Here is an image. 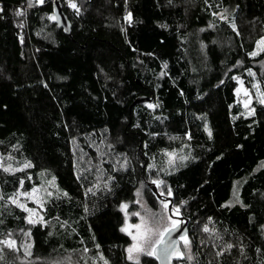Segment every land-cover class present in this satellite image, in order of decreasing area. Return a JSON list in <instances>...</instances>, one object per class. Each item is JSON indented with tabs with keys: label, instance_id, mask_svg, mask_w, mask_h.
Wrapping results in <instances>:
<instances>
[{
	"label": "trees",
	"instance_id": "trees-1",
	"mask_svg": "<svg viewBox=\"0 0 264 264\" xmlns=\"http://www.w3.org/2000/svg\"><path fill=\"white\" fill-rule=\"evenodd\" d=\"M77 2L79 11L58 0L70 21L66 34L48 18L51 0L32 1L19 16L29 0H0V154L31 162L18 172L0 169V192L7 197L21 178L29 189L42 173L67 193L46 202L45 224L27 225L21 209L1 201L0 238L28 228L31 264L84 248L108 264H131L119 205L140 184L156 196L147 165L160 170L165 151L183 148L188 158L160 177L173 200L186 202L192 264H264V104L253 102L244 116L233 79L251 68L264 88V50L248 55L264 30V0ZM222 9L235 27L216 15ZM139 95L152 108L129 110ZM89 140L114 143L99 151L100 167ZM81 152L95 164L76 158ZM236 182L239 198L230 204ZM196 220L209 225V237L193 233ZM14 253L0 245V264H13Z\"/></svg>",
	"mask_w": 264,
	"mask_h": 264
},
{
	"label": "rangeland",
	"instance_id": "rangeland-1",
	"mask_svg": "<svg viewBox=\"0 0 264 264\" xmlns=\"http://www.w3.org/2000/svg\"><path fill=\"white\" fill-rule=\"evenodd\" d=\"M77 1L78 0H73V3H75L77 5V8H79V6H78L79 4ZM62 2H63L62 4L67 5V7L69 9H73V8H70L68 6V0H62ZM30 7L31 6H29V4H26L23 6V8H19V9L21 11V10L29 9ZM125 15H126V13L123 16V21L125 23H128L129 21L124 19ZM216 15L220 19H221V16H223L224 20L225 19H227L228 21L231 20V25L235 26V24L233 23V20H232V13L229 11V9H222ZM261 37H264V30L257 37L256 41L259 40ZM256 41L254 43V47H253L252 52L255 51L258 54L262 51L261 50L262 46H258L256 44ZM258 69H259V72H261V73L264 72V60L258 64ZM250 72L252 73L251 75L249 74ZM237 78L238 79H236V89L241 88V89H247L248 90V97H246L244 95L243 91L237 93L236 89H235L237 101L240 103V106H241V113L244 116H248V115H251V113H252V109H253L252 103L253 102L259 103V96H258L257 89H259L260 92H264V88L262 87L261 81L258 79V75L255 74L254 70L251 68H249L245 71L244 76H238ZM253 85H256V87H253ZM249 97L251 98L250 103H249L248 107L245 108L244 101L246 99H249ZM89 142H90L91 146L93 148H95L97 155H98V157L96 158V160L98 161L97 162L98 166L96 165L95 167H100L99 164H101V161L104 159V158L103 159L101 158L103 155L100 154V152H102V150H108V149L113 148L114 143L110 142V140H108L106 142L102 140L101 142H98L96 144H94L95 141L92 143V140H89ZM182 149L183 148L172 149L170 151L164 152L165 158H164L163 169H171V168L175 167L176 165H178L179 163L182 162V160L179 159L180 156H183ZM166 153H174L173 156L171 157V159H172L171 165L168 164L169 156L166 155ZM76 158H78L81 161H85L87 158V160H88L87 165H89V163L92 165L95 164V160L91 161L90 156L87 155V153H85V152H81V154H78L76 156ZM113 164L115 166H120L121 164H124V161H122V159L119 156H114L113 157ZM0 165H2V167H0V169H2L3 172H5L4 168L10 167L12 169V171H8V173L22 171L26 168V167H22L24 164H16L13 160H11L7 156H3L1 154H0ZM97 173L99 174V177H97L98 181L103 180L102 178L104 177L105 172L102 171L101 169H98ZM147 174H148L147 180H152L153 178H159L160 180H162L160 177V174H161L160 170L155 169V167L152 168L151 170H148ZM38 178H39V182L34 183L29 189H25L24 187H21L20 180L23 179V178H21L19 180V185L13 191V192H15L17 188H20L21 191H30L33 187H37V189H38L37 196L42 197V204H43L42 207L40 206V204L33 201L32 199H29V198L24 197V196L18 197V200L20 203H24L27 207L35 210V212L33 214H29L28 212L24 211L22 208L18 207L17 205L12 204L10 201L7 200V197H4V199L0 200V202L3 201L8 206L11 204V205L18 207L19 209H21L24 212V218L30 216V218L32 220H34L35 223L45 224L48 222L45 219V214H44L45 208H46V202H48V200H51V199H57L58 197L62 196L64 193L59 190V188L57 187V185L55 183V180H53L52 177H48V175L41 173V174H39ZM108 179H109V177H108ZM108 179H107V181H108ZM143 184H144V180H143ZM157 188H158L160 193L162 191H164L166 193L168 186H167V184L164 183L163 185H161L160 187H157ZM238 188H239V186H238V183L236 182L234 184V187H233L231 199L229 202L230 204L238 201V198H239ZM45 190L47 192H51L52 195L47 196ZM137 190H139V191H137ZM137 190H136L133 198L130 201L124 202L127 205V207L124 210L120 209L122 214H123V221H122L121 227L124 225L126 214H127V220H128L129 224L138 223L140 218H139V216L134 215V213L140 212L141 214H144L146 209H150L153 212L158 211L161 207V205H160L161 200H166L169 202V205H170L169 214L172 216V219L179 221V217L184 216V214H183L184 208L181 207L182 206L181 203L176 202L172 198L170 201L168 199V197H169L168 195L165 194L166 196H162V197L160 196L159 198H157L155 195H152V197H151L150 195H148V193L146 192V190L142 184L139 185ZM0 194H1V192H0ZM137 201H139V203H137ZM173 208H175V211H172ZM41 220H43L44 222H41ZM25 221H26L27 225L35 224V223H31V224L28 223V221L26 219H25ZM205 225H207L208 231L203 230ZM129 230L133 231V232L135 231V229H129ZM192 230H193V233H195V232L198 233L200 237H205V235L207 237H209L208 233L210 232V229H209V225L207 223L198 222V220H196L193 222V229ZM25 232L29 233V235L25 236L24 235ZM9 233H11L10 237H9ZM1 235H3V236L0 238V240L11 238L17 242L16 247L12 248V250H14V252H15L14 257H13V259H14L13 264H31L32 263L33 259L30 258V255L25 254V248H27L28 252L30 253L31 243H32L31 235H30L28 228L18 229L16 231H9L6 233L2 232ZM129 238H130V242L125 247V249L132 243V239L130 236H129ZM187 238L190 241V246L188 248H185L184 242L179 239V244H180L181 251L183 252V256L180 257L176 261L177 264H192V262L194 261L195 252H194L192 238L190 235H187ZM201 242L202 241H200L198 243L203 244ZM29 245H30V247H29ZM3 246H6V245H3ZM85 249H87V248H84V250L79 252V253L74 252V253H69L66 256H64V255L58 256V257L52 259V262L54 264H79V262H80L79 259L81 258V260H83L86 264L87 263H89V264H104V260L100 259V257L102 256L100 253H98V252H94V253L91 252L90 253L88 250L85 251ZM125 255L127 258L126 251H125ZM189 256H191V259L188 258ZM150 257H152V256H148L146 254H140L137 260H132V261L128 260V261L131 264H148L149 260H151Z\"/></svg>",
	"mask_w": 264,
	"mask_h": 264
},
{
	"label": "snow or ice",
	"instance_id": "snow-or-ice-1",
	"mask_svg": "<svg viewBox=\"0 0 264 264\" xmlns=\"http://www.w3.org/2000/svg\"><path fill=\"white\" fill-rule=\"evenodd\" d=\"M32 0H29V6H31ZM36 3H43V0H36ZM125 3H127V0H125ZM68 6L70 8L76 9L79 11L77 8V5L73 3V0H68ZM16 15L19 16L21 15L20 10L16 11ZM215 15V13H214ZM131 16L132 14L130 12H127L126 9V15L124 17L125 20H128L131 22ZM49 19L54 20L55 16H49ZM221 19H224L223 16H221ZM211 26V25H210ZM163 27V25H162ZM233 27H235L233 25ZM123 31V29H122ZM256 44L258 46H262L261 50H264V37H261L259 40L256 41ZM249 56H255L257 53L255 51L248 53ZM237 63H240L237 61ZM250 75L252 74L251 72L249 73ZM233 79H238L237 77H233ZM253 87H256V85H253ZM243 91L244 95L248 97V90L247 89H241L237 88L236 92L239 93ZM258 91V96H259V103L264 104V92H260L259 89ZM251 98L246 99L244 101V106L245 108L248 107L250 103ZM149 107H152V105H149ZM234 118V117H233ZM205 131L209 132V136H211V132L207 127V124H205ZM174 153H166V155L169 156L168 164H172V159L171 157L173 156ZM188 157L187 156H180V160H186ZM124 164H121L120 167H124ZM2 167V165H0ZM22 167H31V162H25V164ZM155 165L152 163H149L147 165L148 170H151L154 168ZM164 169L161 168L160 171H163ZM5 172L12 171V169L9 168H4ZM55 180V177L52 178ZM113 179V177H109V180ZM152 184L157 185V187H160L161 185L164 184V181L160 180L159 178H153L151 180ZM24 181L23 179L20 180V185L23 187ZM105 188H108L109 191L111 189L108 187L107 182H105L104 185ZM46 191V190H45ZM93 189L89 188L86 190L87 192H92ZM139 191V190H137ZM38 189L37 187H33L30 191H21L20 188H17L15 192L7 196V200L10 201L12 204L17 205L18 207L22 208L24 211L28 212L29 214H33L35 212L34 209L27 207L24 203H20L18 200L19 196H24L29 199H32L33 201L37 202L40 204L42 207V197L37 196ZM95 194V193H93ZM162 195H172V190L170 188L167 189L166 193L164 191L161 192ZM47 196H51V192L46 191ZM65 196H67V193H64ZM4 196L3 194H0V200H3ZM139 203V201H137ZM186 203L185 201H181V204ZM160 209L158 211H151L150 209H146L144 214H141L140 212L134 213V215L139 216V222L135 224H129L127 220V214L125 215V221L124 225L121 227L120 231L121 232H126L132 239V243L125 249L127 253V259L129 261L132 260H137L140 254H146L148 256H154L157 260L161 261V264H170V261L172 257H182L183 252L180 250L178 247V241L175 239H170V235L172 232L176 230V228L179 227L180 221L172 219V216L169 214V202L166 200H161L160 201ZM121 210H124L127 205L124 202H121L119 205ZM87 210V209H86ZM172 211H175V208L172 209ZM25 219L28 221V223H35L34 220H32L29 217H25ZM211 218H209L210 220ZM41 222H44L41 220ZM2 223V221H0ZM64 225L61 224V227ZM264 228V225L261 226ZM129 229H135V231H130ZM204 231H208L207 225L204 226ZM11 233H9L10 237ZM25 236L29 235V233L25 232ZM180 240L184 242V247L188 248L190 246V241L187 238L186 234L180 235L179 237ZM16 241L8 238V239H3L0 240V245H6L9 249L15 248L16 247ZM30 247V245H29ZM97 247H99L97 245ZM227 247L231 248L232 245H227ZM87 251V249H85ZM259 251V249L257 250ZM25 254L30 255L28 252L27 248H25ZM219 255V253H218ZM191 259V256L188 257ZM101 260H104V264H108V261L104 259L103 256L100 257Z\"/></svg>",
	"mask_w": 264,
	"mask_h": 264
},
{
	"label": "water",
	"instance_id": "water-1",
	"mask_svg": "<svg viewBox=\"0 0 264 264\" xmlns=\"http://www.w3.org/2000/svg\"><path fill=\"white\" fill-rule=\"evenodd\" d=\"M32 1L35 2L36 6H40L44 3L45 0H43V3H36V0H32ZM51 1H52V8L48 14V17L54 15L55 19L54 20L49 19V20L51 22H54L58 27L62 28L64 33L69 34L71 26H70V21H69L67 15L65 14L63 9L59 5L58 0H51ZM136 104H139V105H141L147 109L152 108V107H149V105L153 106V102H152L151 98L147 95H139V96L135 97V99L132 101V103L129 106V110H130L132 105H136ZM146 184L156 194V196H159V193L157 192L155 184H152L151 182H146ZM168 199L171 201L170 196L168 197ZM169 208H170V205H169ZM179 221L181 222L179 227L176 228V230L171 233L169 238L177 240L178 241V247L180 248L179 237H180V235L186 234L188 231V217L180 216ZM176 258H178V257H175V256L172 257L170 264H173V260ZM156 264H161V261L156 259Z\"/></svg>",
	"mask_w": 264,
	"mask_h": 264
}]
</instances>
